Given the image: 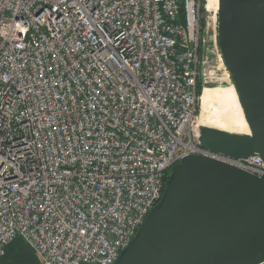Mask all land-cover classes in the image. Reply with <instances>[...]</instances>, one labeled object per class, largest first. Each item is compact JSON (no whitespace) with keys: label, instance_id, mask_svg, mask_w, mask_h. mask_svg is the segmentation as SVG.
<instances>
[{"label":"built area","instance_id":"obj_1","mask_svg":"<svg viewBox=\"0 0 264 264\" xmlns=\"http://www.w3.org/2000/svg\"><path fill=\"white\" fill-rule=\"evenodd\" d=\"M207 10L0 0V256L20 236L41 264H114L182 158L264 174L202 142Z\"/></svg>","mask_w":264,"mask_h":264},{"label":"water","instance_id":"obj_2","mask_svg":"<svg viewBox=\"0 0 264 264\" xmlns=\"http://www.w3.org/2000/svg\"><path fill=\"white\" fill-rule=\"evenodd\" d=\"M218 41L250 133L203 126V144L264 162V0H219ZM114 264H264V174L200 154L174 164L163 194Z\"/></svg>","mask_w":264,"mask_h":264},{"label":"bare ground","instance_id":"obj_3","mask_svg":"<svg viewBox=\"0 0 264 264\" xmlns=\"http://www.w3.org/2000/svg\"><path fill=\"white\" fill-rule=\"evenodd\" d=\"M207 8L209 10L212 8H215L216 10L219 9V0H207ZM211 95H218L220 98H217L216 102L212 103L209 101V96ZM200 105H202L204 109L211 108L212 110L211 112L213 116H211V120L209 119L206 126L218 128L231 133H250L234 85L232 86L230 94L220 92L217 88L207 87L205 91H203L202 104ZM206 113L208 112L206 111Z\"/></svg>","mask_w":264,"mask_h":264},{"label":"rangeland","instance_id":"obj_4","mask_svg":"<svg viewBox=\"0 0 264 264\" xmlns=\"http://www.w3.org/2000/svg\"><path fill=\"white\" fill-rule=\"evenodd\" d=\"M206 21L208 23L205 32V36H207V44L205 46L204 53L209 56L206 66L209 74V78L206 83H203V85H201V92H199L200 98H199L198 113H199V119L202 118L201 120L198 119L201 125L200 128L206 126V124H208L207 122L209 121V119L211 120V116H213L211 112L212 111L211 108L204 109L203 106L200 105L202 104L203 91H205V89L209 87V88H217L219 89L220 92H223L225 94L228 93L230 94L233 86L232 77L225 65V62L222 57V53L219 51L220 48H218V46H215V42H214L215 35H218V25H219L218 9L216 10L215 8H212L209 11L207 10ZM206 111L208 113H206Z\"/></svg>","mask_w":264,"mask_h":264},{"label":"trees","instance_id":"obj_5","mask_svg":"<svg viewBox=\"0 0 264 264\" xmlns=\"http://www.w3.org/2000/svg\"><path fill=\"white\" fill-rule=\"evenodd\" d=\"M199 92H201V86ZM217 98H220V96L211 95L209 96V101L215 103ZM170 172L171 170L169 171L168 176ZM168 176L166 177V180L168 179ZM0 264H41V261L26 241L18 236L8 244L5 253L0 256Z\"/></svg>","mask_w":264,"mask_h":264}]
</instances>
